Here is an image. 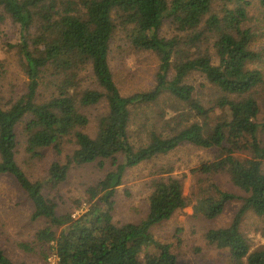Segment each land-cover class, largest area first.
Instances as JSON below:
<instances>
[{
  "label": "trees",
  "instance_id": "1",
  "mask_svg": "<svg viewBox=\"0 0 264 264\" xmlns=\"http://www.w3.org/2000/svg\"><path fill=\"white\" fill-rule=\"evenodd\" d=\"M255 1L264 8V0H0V29L7 21L18 27L10 47L28 79L24 94L0 97V178L11 179L31 202L32 222L46 221L34 242L51 245L58 264H178L172 247L157 241L152 229L193 203L195 216L213 221L233 201L242 206L232 223L209 230L206 240L228 251L233 264H264V249L251 251L241 231L249 212L264 221V72L250 68L263 61L264 50L255 43L264 36V23L249 14ZM167 22L186 36L161 37ZM122 31L133 48L159 59L150 91L124 96L115 82L110 47ZM203 43H212L213 53L203 52ZM88 71L94 87L83 88L81 76ZM194 74L221 94L214 107L206 108L189 83ZM164 97L174 100L173 113L162 111L139 124L147 142L137 148L131 141L134 114ZM100 105L105 108L92 135L84 111ZM216 108L222 114L213 120ZM185 145L217 153L191 170L200 188L194 198L183 195L173 168L162 167L150 184L146 218L117 223V189L127 171ZM20 148L30 164L54 153L46 179L29 178L17 160ZM107 162L112 169L86 188L84 214L60 213L45 195L44 182L58 190L73 170L94 164L104 169ZM221 176L244 196L221 189L215 181ZM260 232L264 237V226ZM0 264L27 263L11 260L0 245Z\"/></svg>",
  "mask_w": 264,
  "mask_h": 264
},
{
  "label": "rangeland",
  "instance_id": "2",
  "mask_svg": "<svg viewBox=\"0 0 264 264\" xmlns=\"http://www.w3.org/2000/svg\"><path fill=\"white\" fill-rule=\"evenodd\" d=\"M255 21L264 23V8L257 1L254 2L249 12ZM259 23V24H260ZM262 26V25H257ZM0 36V63L4 64V72L0 70V97L9 99L24 94L27 76L20 65V58L16 48L11 45L17 43L19 31L10 21L1 25ZM160 35L163 38L184 37L186 34L179 33L175 27L167 22ZM213 42V40H212ZM212 43L200 45L203 52L213 53ZM188 47V46H187ZM258 50H264V36L259 37L255 43ZM198 49V51L200 50ZM207 48V49H206ZM197 53V49H194ZM109 63L115 82L122 95L129 96L139 92L150 91L156 85V76L159 70V59L153 53L138 51L133 48L127 37V32L122 31L113 39L110 47ZM251 69H259L264 72L263 61L252 65ZM83 88L94 87L93 76L90 71L82 74ZM189 83L197 88L206 108L214 107L216 100L221 96L201 74H194L189 78ZM174 100L161 99L157 106L145 107L134 114L133 126L131 127L132 143L138 148L147 142V133L140 132L139 124L146 119H155L159 112L165 111L172 114L171 106ZM105 105L85 109L84 113L90 117L92 124L89 132L94 135L97 131V118ZM212 119L222 114L217 108ZM211 120V122L213 121ZM211 122L206 127L207 135L211 134ZM263 141H264V135ZM23 139V136H21ZM217 153L198 149L191 145L179 147L169 155L158 158L149 163H144L127 171L122 185L117 189L116 207L114 212L115 221L119 224L140 222L147 215V199L151 194V181L156 178L162 167L173 168V175L181 178L183 182V195L193 199L200 188L191 174V170L205 162L214 160ZM17 160L22 169L33 181L44 180L47 177L48 167L56 156L53 152H46L41 162L31 163L19 149ZM112 169L107 162L104 169L97 164L84 168L75 169L70 174L69 181L58 190H51L48 184L43 183L44 193L59 205L60 213H72L78 217L87 212L86 188L96 184L108 171ZM218 186L235 195L244 196L229 181L227 176L215 179ZM194 203L177 212L169 221H166L152 229L154 238L163 244H169L176 255L178 264H233L228 251L219 250L206 240V233L211 229L228 227L242 206L241 201L229 203L224 213L217 219L210 221L194 214ZM32 204L25 194L9 178H0V245L7 256L15 262L27 264H50L54 263L51 245L41 248L34 242L36 231L46 226V221L32 222ZM264 221L253 212H249L242 224L241 231L250 243L251 251L264 249V237L261 228ZM20 244L31 245L33 250L25 252L19 247ZM151 251V250H150ZM153 253V251H151Z\"/></svg>",
  "mask_w": 264,
  "mask_h": 264
},
{
  "label": "built area",
  "instance_id": "3",
  "mask_svg": "<svg viewBox=\"0 0 264 264\" xmlns=\"http://www.w3.org/2000/svg\"><path fill=\"white\" fill-rule=\"evenodd\" d=\"M52 256H53V259H54V263H50V264H58L57 256L54 253L52 254Z\"/></svg>",
  "mask_w": 264,
  "mask_h": 264
}]
</instances>
